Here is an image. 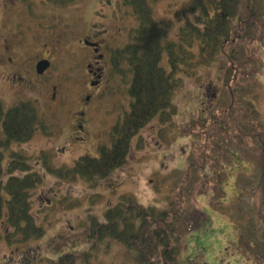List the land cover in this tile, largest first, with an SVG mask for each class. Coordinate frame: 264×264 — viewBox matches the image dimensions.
Returning <instances> with one entry per match:
<instances>
[{
    "label": "trees",
    "instance_id": "obj_1",
    "mask_svg": "<svg viewBox=\"0 0 264 264\" xmlns=\"http://www.w3.org/2000/svg\"><path fill=\"white\" fill-rule=\"evenodd\" d=\"M49 1L64 5L76 0ZM159 1L164 0L123 1L137 25L130 32L131 41L113 50L111 65L113 73L132 74L128 89L131 103L114 127L110 145H102L98 156L85 155L72 168H57L48 152L28 155L14 149L15 144L27 143L38 131L49 133L51 128L35 102L24 100L6 109L0 100V240L14 245L46 234L33 213V191L44 179L35 165L42 162L47 172L61 179L82 178L96 188L100 179L125 165L140 130L156 119L165 125L162 130L174 126L178 113L175 100L186 78L198 79L201 70L214 68L218 73L213 85L216 96L208 105L206 101L209 108L193 119L191 129L183 131L206 137L202 145L195 139L193 155L183 172L187 183L184 194L175 199L170 196L163 207L145 206L135 196L123 195L106 209L102 219L89 217L85 233L88 250L46 262L94 264L101 246L115 242L127 249L136 264H183L185 237L204 223L207 212L192 199L196 195L208 198L214 210L232 205L225 202L226 169L247 163L254 164L256 173L242 171L241 179L254 174L262 197L258 204L246 203L248 187L242 185L247 182L240 183L244 192L236 203L244 215L239 245L255 263L264 264V122L255 105L259 68L246 48L256 38L257 28L260 31L257 23L264 17V0H191L175 22L158 20L154 5Z\"/></svg>",
    "mask_w": 264,
    "mask_h": 264
},
{
    "label": "rangeland",
    "instance_id": "obj_2",
    "mask_svg": "<svg viewBox=\"0 0 264 264\" xmlns=\"http://www.w3.org/2000/svg\"><path fill=\"white\" fill-rule=\"evenodd\" d=\"M123 1L76 0L74 7L72 4L58 7V4L55 6L47 2L46 8L40 10L46 17L47 26L54 25V14L57 15L58 9L64 6L67 8L63 9L68 11L63 16L69 17L71 22L74 17V43H60L54 47L49 44L38 46V49L33 42L42 37H38V32L31 29L36 27L38 20L28 17L32 12L26 8L24 1L8 3L9 7L15 8L12 10L13 14L6 15L10 23L5 32L9 30V36L14 39L18 35L20 43H15L16 54L0 52V98L6 109L22 99L35 102L51 128L49 133L45 130L38 131L27 143L15 144L14 149L23 150L28 155L48 152L52 155V165L57 168H72L82 156H98L101 145H110L112 130L129 111L131 103L128 89L132 74L128 71L123 74L113 73L111 65L113 50L131 41L130 32L137 25V20ZM190 1H159L154 5L155 16L158 20L175 22L176 15ZM263 21L264 17L257 23L261 28L260 31L257 28L256 38L248 42L246 48L254 56L255 66L259 68L260 84L258 83L255 105L264 122ZM61 23L59 22V28L68 40L70 31L65 33V27ZM49 30L48 27L42 33L49 35ZM96 30L106 39V47H110L107 58L109 69L98 92L89 94L85 88L90 79L86 65L93 58L94 52L85 44L81 46V39L92 36ZM1 36L0 34V39ZM52 47V68L45 76H37L31 72V62L40 57L36 56L37 50L47 56V50ZM4 58L9 61H4ZM10 58L13 60L10 61ZM16 71L29 81L32 80L33 84L30 85L27 80L20 83L18 77L13 76L17 74ZM217 75L215 69L211 68L201 70L199 80L186 78L184 87L176 96L178 113L174 117V126L170 125L162 130L165 125L156 119L140 130L132 141L131 153L125 165L107 178L100 179L96 188L82 178L76 181L61 179L47 172L42 162L35 165L36 162L32 161L35 170L42 173L44 178L41 186L33 191V213L38 215V221L45 227L46 234L38 240L14 245H10L5 239L0 240V264H47L48 258L55 259L65 253L88 250L90 245L85 240V233L90 223L89 217L95 215L102 219L106 209L123 195L131 194L142 205L159 207L165 206L170 196L175 199L177 195H183L187 184L183 172L193 155L195 139L202 142L201 145L206 141V137L191 136L183 131L188 127L191 129L193 119L209 108V99L216 96L213 85ZM27 85L31 88L26 89ZM54 86H58L57 91H54ZM55 92L58 97L56 100L53 99ZM89 95L93 96L86 105L84 97ZM202 98L205 102H202ZM84 105L86 106L83 107ZM81 110L85 111V122L78 113ZM80 124L86 129L82 141L74 139L76 135H80ZM209 146L212 149L213 144ZM226 171L228 180L223 186L226 192L225 202L233 204H227L230 210L225 206L221 209L215 207L214 210L208 198L194 196L192 200L197 207L203 213L207 212L204 223L185 237L181 256L183 264H257L248 257L246 249L239 245L240 224L244 214L240 213L242 209L237 205L239 202L236 203V199L244 192L240 190V183L244 181L247 186L243 184L242 187H248L245 190V202L258 204V198L261 200L262 197L260 181L253 178L254 174L248 179H241L242 171L256 173L254 164L231 165ZM235 205L237 207H233ZM244 211L250 216L247 209ZM2 229L0 226V230ZM96 255L94 264H136L127 249L115 242H110L109 246L103 244Z\"/></svg>",
    "mask_w": 264,
    "mask_h": 264
},
{
    "label": "flooded vegetation",
    "instance_id": "obj_3",
    "mask_svg": "<svg viewBox=\"0 0 264 264\" xmlns=\"http://www.w3.org/2000/svg\"><path fill=\"white\" fill-rule=\"evenodd\" d=\"M18 0H0V31L2 36L0 39V52H3L4 54H9V55H13L16 54L17 50H16V46L15 43L18 42L20 43V39L18 37V35H16V38H12L11 36H9V33H7V31L5 32V29L8 27V22H9V18L6 16L7 14H13L12 10L15 7H9L8 5L10 4H16ZM10 3V4H8ZM45 4H46V0H41L40 2H36L35 0H27L26 2H24V5H26V8L29 10V12H32L31 15H28V17L32 18L33 20H38V22H36V27L33 26L31 29L38 32V37L41 36L42 38L36 39V41L33 42L34 46H36V49H38V46H48L49 44L54 47L57 44L60 43H69L72 42L74 43V17H72V22L70 20V18H66L63 16L64 13H66L68 10L65 9L64 12H62V9L58 10L57 15L56 13L54 14L56 17L54 19V25H52V28L50 29V33L49 35L46 33H42V30H44L43 28L46 26V17L44 15H42L40 13L41 9H45ZM72 7H74V4H72ZM67 8V7H65ZM4 9V13H2V10ZM73 8H71L72 10ZM38 10V11H37ZM38 12V13H37ZM59 22H62L61 24L64 25L65 29L64 32H68L70 31V38L68 40L65 39L64 34L62 32V29L59 28ZM91 33V32H90ZM87 42L90 44H96L97 47L95 46H91V45H87ZM42 43L44 45H42ZM85 44L87 47H89L93 52H94V56L93 58H91L89 60V62L87 63L86 67L88 69V74L90 76V79L87 81L85 88L88 89L89 94H94L97 93L99 90V87L101 86L103 79L105 78V74L108 71V62H107V58H108V47H106V39L103 38L102 36H100V32H98L97 30L95 31V33L92 36H88L84 39H81V46ZM53 47L51 49L47 50V56L43 55L41 53V50H37V55L36 56H40L39 58H37V60L33 63H31V67L32 70L31 72L34 73V69L36 66V63L38 61L44 60V59H48L51 62V67L53 65V60L50 58V55L52 53H54V49ZM48 48V47H47ZM99 51V54L95 53V50ZM99 55H102V59L99 61L97 58ZM72 56L74 59V51H72ZM13 60V58H10V61ZM4 61H9V59L4 58ZM50 67V69H51ZM73 67V79H74V63L72 65ZM49 69V70H50ZM49 70L44 74L46 75ZM14 72V71H12ZM16 75H13L14 78L18 77L17 79L19 80L20 83L25 82L27 80V82L32 85L33 82L32 80L29 81L27 78L23 77L22 74H20L18 71H16ZM74 82V81H73ZM37 84V82H36ZM36 86V85H35ZM33 86V88L35 87ZM46 86V85H45ZM26 89H30L31 87H29L28 85L26 86ZM37 88V87H36ZM58 86H54V91H57ZM17 92H19L17 90ZM93 95H89V96H85V104L87 105L92 98ZM87 97H89V99H86ZM58 97L56 96V92L54 93V97L53 99H57ZM86 105H84L83 107H85ZM80 115H82L81 117L84 120V122L86 121V118L84 119V114L85 111H79L78 112ZM78 119V118H77ZM79 129V134L80 135H76L74 137L75 140H79L82 141L84 139V132H86V129L84 127V125L80 124L78 125Z\"/></svg>",
    "mask_w": 264,
    "mask_h": 264
},
{
    "label": "water",
    "instance_id": "obj_4",
    "mask_svg": "<svg viewBox=\"0 0 264 264\" xmlns=\"http://www.w3.org/2000/svg\"><path fill=\"white\" fill-rule=\"evenodd\" d=\"M92 46H96V44H93ZM99 51L96 50V53H98ZM99 59L102 58V56H99L98 57ZM50 66V62L49 61H41L39 64H38V73L39 74H43Z\"/></svg>",
    "mask_w": 264,
    "mask_h": 264
}]
</instances>
